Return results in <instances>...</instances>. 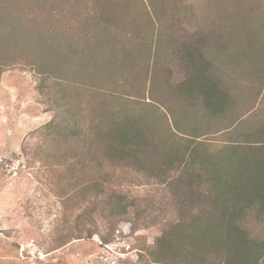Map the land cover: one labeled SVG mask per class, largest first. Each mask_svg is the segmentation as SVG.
<instances>
[{
    "label": "rangeland",
    "instance_id": "rangeland-1",
    "mask_svg": "<svg viewBox=\"0 0 264 264\" xmlns=\"http://www.w3.org/2000/svg\"><path fill=\"white\" fill-rule=\"evenodd\" d=\"M73 1L0 3L11 12L19 9L31 30L37 26L51 35L60 31L66 48L74 42L85 18L96 13L92 8L96 1ZM110 1L113 6L105 4V10L117 19L111 29L121 43L117 44L122 48L120 57L125 60L124 53L130 50L142 54L126 83L123 76L120 78L123 92H115L120 97L117 104L132 106L140 117L156 122L163 131L174 130L175 123L190 131V120L180 115L188 104L176 90L184 69L174 52L181 42L201 35L207 57L216 55L219 73L233 85L238 100L236 116L261 111L264 115V0ZM155 11L162 19L159 40L155 33L153 36L156 45H150L148 34L147 47L132 46L131 39L137 40L151 27L148 19ZM147 52H151L150 57L144 54ZM247 63L250 66L245 75L242 65ZM127 70L126 66L128 75ZM40 80L38 70L26 61L6 64L0 75V264H145L148 256L142 258L160 235V227L106 218L110 208L104 200L116 188L136 198L143 209L145 201L156 195V188L139 183L127 172L116 173L115 183L109 176V182L104 181L108 184L95 187L98 173H114L113 168L104 164L98 171L89 160L92 151H85L87 144L59 137L58 121L68 112L65 106H54L60 101L55 96L50 100L47 94L39 93L36 86ZM77 91L88 95L75 104L81 106V112L77 108L71 113L77 112L79 117L82 107H87V102L92 105L93 99L90 89ZM55 95L59 97L58 92ZM191 111L188 108L187 115L191 116ZM52 119L54 127L49 126ZM79 119L76 126L80 127ZM213 123L207 138L221 145L226 140L225 124L221 120ZM74 150L82 155L84 167L77 154L70 155ZM98 187L104 189L102 194Z\"/></svg>",
    "mask_w": 264,
    "mask_h": 264
},
{
    "label": "trees",
    "instance_id": "trees-1",
    "mask_svg": "<svg viewBox=\"0 0 264 264\" xmlns=\"http://www.w3.org/2000/svg\"><path fill=\"white\" fill-rule=\"evenodd\" d=\"M94 1L97 3L92 8L96 13L85 18L73 45L66 48L60 31L51 35L37 26L31 30L25 15L17 12L19 9L11 12L9 6L0 3V75L6 64L18 61H26L38 70L41 80L36 89L50 100L55 96L60 101H55L54 106H65L68 112L58 121L59 137L87 144L85 151H92L89 160L92 164L94 161L98 171L104 164L114 170L99 172L95 187L108 184L109 176L115 183L116 173L127 172L139 183L156 188V195L145 201L143 209L138 207L136 198L116 188L104 200L110 208L106 218L133 222L136 226L149 222L160 227V235L142 258L148 256L145 264H262V111L236 116L238 100L232 92L233 85L219 73L216 55L207 57L201 35L181 42L174 52L184 69L176 90L188 104L180 115L190 120V131L175 123L177 128L164 132L156 122L140 117L132 106L117 104L116 98L120 97L115 92H123L120 78L123 76L126 83L125 78L142 60V54L133 47L138 55L130 50L124 53L125 60L120 57L122 48L111 29L117 19L105 10V4L113 6L114 2ZM152 15L148 19L151 27L139 36L140 41L134 34L138 39H131L132 46L147 47L148 34L150 45H156L153 36L155 33L159 40L162 19L158 11ZM81 41L84 46L80 47ZM144 54L149 56L151 52ZM249 66L250 63L242 65L245 75ZM79 88L90 89L93 99L92 105L87 102L88 106L82 107L80 127L76 126L80 121L77 112L71 113L79 109L76 102L88 95L80 94ZM188 108H192L191 116L187 115ZM54 120L50 127H54ZM220 120L225 124L226 140L215 145L207 136L213 122ZM73 154H77L84 167L82 155L77 150L70 155ZM102 187H98L101 194ZM94 195L102 201L99 194Z\"/></svg>",
    "mask_w": 264,
    "mask_h": 264
}]
</instances>
